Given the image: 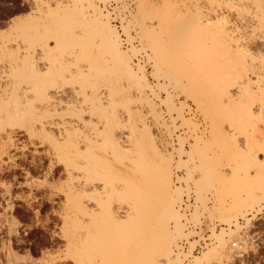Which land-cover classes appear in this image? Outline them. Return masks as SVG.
<instances>
[{"label":"rangeland","instance_id":"obj_1","mask_svg":"<svg viewBox=\"0 0 264 264\" xmlns=\"http://www.w3.org/2000/svg\"><path fill=\"white\" fill-rule=\"evenodd\" d=\"M52 1L53 7H56L55 4L57 3L61 4L58 13L53 16L56 19L55 22L63 18L70 20L65 24V27H60L59 32L73 33L79 29V25L86 29L89 38L81 42L87 49L97 50L96 53L99 55V59L101 58L103 61L97 67L98 70L101 69V72L104 73L102 74L104 78L102 82L104 85L115 83L114 86L119 85V89L123 92L126 90L125 93L129 96L130 102L128 104H130L132 113L124 112V105L121 103L117 107L118 114H106L105 118L103 116L104 125L99 123L98 126L103 129L106 125L111 136L109 139H102L103 142L100 141L102 144H97L96 147L93 146L94 149L92 148V150L96 149L95 152L98 150L99 152L96 153L105 158L98 161L92 159V156L89 157V151H85V145L80 141L85 135L87 136L86 133L91 132L90 129L96 120L93 119L94 121L89 126L75 125V122H73L72 124L78 128L77 132H71L72 134L68 135L65 131L63 132L66 125L69 126V122H66L65 119L68 121V118L74 119L81 114L61 113L58 117L54 115L55 124L56 121L60 122L61 125L64 122L65 127L63 128V125L62 127L61 125L58 126V122L57 125L53 124V126L47 123L46 125L45 123L41 124L38 119L47 115L46 113H38L37 116L33 117L38 122L34 121L28 114L15 116L11 121L7 119L5 113H2V109L0 113V260L3 262L2 264H21L22 257L26 256L27 252L31 253L33 259L27 260L26 264H31L33 261L35 264H86L88 260L90 262L93 259L101 260L103 264H158L157 256L159 252L156 251V242L151 241L152 239L142 241L138 237L134 241L128 240L127 237L124 238L123 236L129 232L127 229H130L131 226L129 225L128 228L126 225V228L123 225L124 223L119 224V226H117V223L114 225L109 201H106L105 198L102 199L103 197L98 193H91L83 197L75 192V186L87 179L89 175L84 172H82L84 174H78L76 171L71 175L69 171L67 172V169L65 170L66 165H71L70 162H72V166H75L73 163L76 160V165L79 162L76 158L79 153L74 152L77 149L74 147L78 146L83 151L79 158L84 157L92 167L99 168L98 177L102 179V182L111 184L112 187L119 183L124 184L123 181L125 183L126 181L127 183L135 181L136 178L133 174L139 172L144 174V165L149 160L150 149H148L147 143H144L146 142L145 136L147 133H151L155 137V142L162 151L171 153L172 187L170 188L168 200L175 197L174 207L171 216H166L165 219L161 218L158 222L160 230L168 226L169 233L175 236H173L171 254L167 258L159 256L161 258L159 264H170L173 260L181 261L182 253L174 250L177 239L194 233L199 234L204 230L203 228L199 231L196 229L186 230L181 219L184 214L179 209V203L186 190L190 191L192 189L195 195V204L190 217L197 224L201 223V216L204 217V220L211 222L212 225L206 223V226H209L213 237L212 243L196 256H202L208 249L216 247L218 245L216 234L224 231L225 238L228 239L226 250L223 252L221 249L218 252L216 250L215 254L205 259V261L207 260L205 264H264V197L262 196L264 192V114L260 110L262 103L261 82L258 80L259 75H262V73L258 74L257 77L256 74L249 71L250 88L255 98L249 101L248 107L249 112L254 114L222 113L220 104V98L222 99V97H218V91L216 93L218 86L216 82H210L212 85H209V80L205 78V76L217 77L225 74L227 69H230L229 66L236 63L235 58L237 56L244 58L241 56L242 52L246 55L248 53L247 56H244L250 62L259 63V61L264 60V32L259 28L258 30L255 28L256 30L253 32L254 28L252 27H248L247 31L243 30L241 41L244 42L245 47L249 48L248 50L244 49L242 42L239 45L237 42L233 44V41L237 40L240 35L234 27L243 26V19H240L238 15L236 16L235 11L227 12L223 7L224 5L218 7V10H212L217 7L213 6L211 8V4H215L211 0H202L200 10H203V13L207 16L203 18L209 19L208 28L212 29L201 30L194 23L198 28L195 30L198 31L196 32L197 36L194 33L195 37L192 36V39L195 40V43L199 41V44L203 45L202 49L197 51V61L186 64L189 54L186 55L175 48L173 40L172 44L170 43L171 48H164L162 51L163 60L154 53L148 38V31L150 22L156 19L157 13L152 11L153 8L155 6L163 7L164 0H132L133 7L128 14L123 11L127 4L126 0H109L105 6L99 2L105 3L107 0H91L101 18H103L102 21L107 22L118 33L120 47L123 53L125 52V59L136 74V78L129 80L126 76L125 66L119 63L110 45L103 40L96 27L90 25L92 23L89 20H86L84 24L79 20V18H82L81 15L87 12V1ZM169 1L173 5L172 8L177 10H174L176 15L181 14L184 17H188L186 15L188 5L194 4V0ZM144 2L147 13L139 8L141 3ZM73 3H76L78 8L82 7L79 8L80 10H76L77 14L73 10H68L69 8L66 9L68 5L71 6ZM36 7V0H0V63H3L4 66L1 65L2 69H0V82L2 83L8 81L9 76L12 75H9L8 72H13L10 67H7L9 65L5 66V64H10L11 59L24 47L23 41L26 39L23 32L24 25L22 24H28L29 20V24L35 26L36 23H41L45 19L50 20V17L46 15L47 13ZM200 10L198 8L194 9L193 14L200 12ZM89 11L92 12L91 8H89ZM113 11L120 17V23L118 20L116 22L112 19L111 13ZM40 17H43L44 20ZM38 18L41 19V22ZM177 19L182 21V17ZM31 20L39 22L33 23ZM188 21L190 22V20ZM79 22L80 24H78ZM182 22L186 23V20ZM191 22L193 24V21ZM212 25L214 27H211ZM225 26L232 29L228 31H232V34H234L235 39L233 41L227 35L225 40L224 34L219 32ZM121 31L127 37L126 43L123 41ZM246 37L251 39L248 40ZM20 38H23V40ZM160 38H162V35ZM228 41H232V46ZM236 45L239 46L238 49ZM240 46L244 48L241 49ZM239 51L242 52L239 53ZM93 55L90 53L89 59L93 58ZM230 60L234 61L230 62ZM202 61L205 62L202 64L204 69L207 66L208 72L204 71L207 74H202L203 71H200ZM70 80L73 81V78L64 80L67 87H70L71 84L76 85L75 81L71 82ZM112 80L114 83H112ZM235 84L232 83L229 89L237 97L236 95L240 92L238 91V84ZM140 90L142 95L138 92ZM65 97L63 96L66 100L67 97ZM73 99L80 100L76 97H73ZM145 100L149 101V104L144 102ZM51 115L48 114L47 116ZM82 115L89 117V114ZM47 116L43 118L49 119ZM231 116L240 117L241 124L240 121L239 123L234 122L230 118ZM25 118L27 124L24 121ZM71 118L69 121L72 120ZM28 119L29 121H27ZM155 119L160 120L156 121ZM45 120L41 118V122ZM8 121H11V123ZM12 122L15 124L13 125ZM20 124L24 125L20 127ZM42 125H44L43 129H41ZM84 127H86V130ZM144 127L146 130H144ZM25 129L31 132V135ZM8 136L12 137L8 138ZM65 136L69 137L66 138ZM132 144L136 146L133 147L135 149L130 147L133 146ZM130 148L132 150H129ZM100 152H102V155ZM105 155L108 158L104 157ZM192 156L193 158H191ZM88 157L91 160L86 159ZM84 159L82 158V161ZM131 159L139 161L130 162ZM93 160H95V163H93ZM97 162L100 164H96ZM139 162L144 163L142 168L140 167L141 171H136V168H134L131 171L133 173L130 174L125 168L122 169L124 164L134 163L137 170H139L138 168L141 166ZM142 179L143 177L140 181L145 184L137 198L140 208L138 216L145 217L149 215L153 220L154 207L149 198L150 183L145 182V178L143 181ZM259 179L263 184L257 182ZM257 183L261 186L257 187ZM110 186L109 188H111ZM9 198L13 203L12 210L10 208L6 209L10 205V202L8 203ZM84 198L85 200L88 198L91 200L85 202ZM114 198L115 195L112 199L113 202L117 200V202L125 204L129 197L116 195V198ZM147 199L148 204H146ZM234 208L239 209V211L234 210L233 212L232 209ZM67 209L70 214H68V218H64ZM147 211H150V213L148 214ZM120 213L121 215L124 214L123 211ZM233 213L237 217L232 215ZM13 218H15L17 224L11 221ZM121 218L125 217L122 216ZM214 220L219 223L217 227H215ZM139 222L140 220H138ZM11 231L13 233L10 237L9 232ZM227 233L229 236H227ZM115 237H117V242ZM7 239L11 240L12 249L16 252L13 251V255L12 253L8 255L9 241ZM194 243L195 240L190 242V244ZM9 257L11 259L8 260ZM194 257L184 264H194ZM19 261L20 263H18Z\"/></svg>","mask_w":264,"mask_h":264},{"label":"bare ground","instance_id":"obj_2","mask_svg":"<svg viewBox=\"0 0 264 264\" xmlns=\"http://www.w3.org/2000/svg\"><path fill=\"white\" fill-rule=\"evenodd\" d=\"M83 1L84 2L87 1V3H88L87 10H86L87 12H85L86 14L81 13L82 18L81 19L79 18V20L83 24L85 23L86 20H89L90 23H92L90 25H94L96 27V29L100 32L99 34H101V37L103 38V40L110 45L112 52L117 57L119 63H122L125 66V68H126L125 72H127L126 76L128 77V79L130 80V79L136 78V74L133 72L131 66L129 65V62H127V60L125 59V56H124L125 52L123 53V51L120 47L118 33H116L110 27V25H108L107 22L105 23L102 21L103 18H101V15L98 13V10L96 9V7H94L91 0H83ZM201 1L202 0H194V2H193L194 4L188 5V8H187L188 13L186 14L188 17L181 16L180 12H178L180 15H178V14L176 15L175 11H177V10L172 8L173 5H172L171 1H169V0H164L163 7L162 6H160V7L155 6L153 8L152 11L154 13H157V14L155 16L156 19L152 20L150 22L149 31H148V38H149L150 44L152 46V49L154 50V53L157 55V57L162 58L164 60V55L162 54L163 53L162 51L164 50V48L165 49L171 48V44H172V40H173V44H174L175 48H178V50H181L182 53H184L186 55L189 54L187 56L188 60L186 59L187 60L186 64L189 62H193V61L196 62L197 61V51H199V49L201 50L203 45H201V43L199 44V41H197L198 43L197 42L195 43L194 42L195 40L192 39L193 38L192 36H194V33L197 36L196 32L198 30H195V29L197 28V26L201 30L212 29V28H208L209 19L203 18V17H207V16L205 15V13H203V10H200V8L202 7V6L200 7ZM211 1L215 4V5L211 4V8L213 6L217 7L216 9L213 8L212 10H218V7H220L221 5H224L223 7L225 8V10L227 12L235 11L234 13L235 14L237 13L236 16L238 15L240 17V19H243V22H244L243 26H235V27L233 26L235 28V30L238 31L240 34L237 40L234 38V34H232V31L231 32L228 31V30H232L231 28L228 29L225 26L224 28L222 27L223 29L219 31V32H222L224 34L223 35L224 38L227 35L228 38H230L232 41L235 39V41H233V44L235 42H237L239 45V43L242 42L241 39L243 36L242 35L243 30H246L248 27L254 28L253 30L251 29L253 32H254V30H256L255 28H257V30L259 28V30H262L264 32V0H211ZM52 2H53L52 0H36V3H37L36 8H38L42 12L47 13L46 15H48V17H50V20H46V19L44 20V19H42L43 17L42 18L40 17L42 20H44L43 22H41V19L39 20V18H38V20L41 23L37 24L36 22H39V21L33 22L31 20L33 23H36L35 26L32 24H29V22H30L29 20H28V24L27 23L22 24V25H24L23 26V32H24L26 40L23 41L24 47L22 50L20 49V51H18L19 46L17 47L18 54L13 59H11L10 64L9 63L5 64V66L9 65L7 67H10L13 70V72H11V73H10V71L8 72L9 75L12 74L9 76L8 81H5L4 83L0 82V113L2 112V109H3L2 113H5V116L7 117L8 120L13 119V117H15V116H21V114H22V116H23V114H28L32 118L34 116H37L38 113H41V114L46 113L47 115L52 114L49 117L47 115H44V116H47L49 118V119H47L45 117L46 120H45V118H43L44 116L40 117L39 119L37 118L41 124L45 123V125H46V123H47V124H52V126H53V124L57 125L58 121H56V124H55L54 119H55V117H58V115L61 113L81 114V115H77V117H75L74 119H72L70 117L72 119L71 121H69L70 118H68V121L65 119L66 122H69V126L66 125V127H65L64 122H62L63 128L65 127L64 128L65 130H63V132L65 131L68 135L71 132L72 133L75 131L77 132L78 128H76L74 126V124H72L73 122H75V125H77V124L82 125L83 124L85 126L86 125L89 126L92 121L96 120L95 123H93L94 125L91 128L92 130L90 129L91 132L88 131L89 134L86 133L87 136L86 135H85V137L82 136L83 138H81V140L80 139L79 140L82 142V144L85 145V146L83 145L85 151H89L88 152L89 157L92 156L93 157L92 159H96L99 161L103 156L101 157L99 155V153H96L99 151L97 150L95 152L96 149L92 150V148L95 145L98 146L97 144H99V145L102 144V143H100V141H102V139H109L111 135L108 132V128H106V125L104 126L103 129L99 128L98 125H99V123L100 124L102 123V125H104L103 124V116L105 118L106 114L111 115V114L117 113L118 104L122 103L124 105L123 111L128 113V114H131L132 110H131V107L129 106L130 104H128V102H130L128 99L129 96H127V94L125 93L126 90H125V92H123L121 89H119V87H118L119 85L117 87L114 86V84H115L113 81L114 79L112 80V83H114V84H112L113 86L109 85L110 83L104 85V83L102 82L104 79L102 74H104V73L101 72V69L98 70L97 67L100 66L103 61L101 60V58L99 59V55L96 53L97 50L92 49V48L87 49L84 46V44H82L81 41H83V40L85 41L87 38H89L88 34L86 32V29L82 25H79V29H77L73 33L68 32V31H67L68 33H65L66 31L65 32H59L60 27H65V24L67 22H69L70 20L68 18H63V19H59L58 22H55L56 19H54L55 17H53V16H55V14L58 13L59 7H61L60 6L61 4L57 3V4H55L56 7H53ZM104 6H105V3H104ZM67 8H69L68 10H73V12H75L77 14L76 10H80L79 8H82V7L78 8L77 4L73 3V5H71V6L68 5V7H66V9ZM89 8H91L92 12L89 11ZM139 8H142L141 10H144L145 13H147L145 2L141 3V6ZM197 8H198V10H200V12L198 11L197 13L193 14V12H195L194 9H197ZM211 8H210V10H211ZM178 10H179V7H178ZM183 13H185V12H183ZM209 13H210V11H209ZM209 13H208V16H209ZM176 17L177 18L182 17V21L186 20V23L182 22L180 19H177ZM77 18H78V16H77ZM188 20H190V22L193 21V24H192V22L190 23ZM212 20H213V18H212ZM78 24H80V22ZM215 26H218V25H215ZM211 27H214V26L212 25ZM234 28H233V32H234ZM218 29H219V27H218ZM199 32H201V31H199ZM208 34H207V36H208ZM161 35H162V38H160ZM199 35H200V33H199ZM254 35H256V34H254ZM166 36H167V39H166ZM221 36H222V34H221ZM126 38L127 37L125 36V38H124L125 42L124 43H126ZM249 38H247V39L250 40L251 38L250 39ZM20 39L23 40V38H20ZM225 40H226V38H225ZM232 41L231 42L228 41L231 46H232ZM243 43L244 42H242V45L244 46ZM227 46L229 47V44ZM243 46H240L241 49H243L246 45L244 47ZM238 47L239 46H237V49H238ZM89 49L91 50V52ZM244 49L248 50L249 48L245 47ZM222 50H224V49H222ZM249 51H251V50H249ZM241 52L239 51V53H241ZM90 53L94 54L93 58H91V59H89ZM242 53H244V52H242ZM242 53H241V56H243L244 58L237 56L235 58L236 63L229 66L230 69L229 70L227 69L225 74L218 75L217 77L205 76V78H207V80H209L208 81L209 85H212L210 82H216V85L218 86L216 88V93L218 91V93H219L218 97H222V99L220 98V101H221L220 104L222 107L221 112L222 113H224V114H254V113L249 112V107H248L249 101L251 99L255 98V95L250 88V83H251L250 80L251 79L249 78L250 77L249 71H251V73H253V74H256L257 77H258V74L262 73V75H259L260 77H258V80L261 82L260 93H261L262 103H261V107H260L261 109L260 110H262V112L264 114V77H263L264 76V60H262L261 62L259 61V63H256L253 61L250 62L245 57L248 55V53H247V55L242 54ZM10 57H11V55H10ZM165 57H166V55H165ZM206 59H203V60L205 61ZM231 60H230V62L234 61V60L233 61H231ZM204 61H202L201 64L199 63L201 66L200 65H198V66H200V71H203V73L201 72L202 74H207L206 73V72H208L207 66L205 65L206 66L205 69L202 66ZM2 64L0 63V69H2V66H3ZM216 65H218V64H216ZM201 68H203L204 70H202ZM198 69H199V67L197 68V70ZM204 71H206V72H204ZM11 76H12V78H11ZM66 78H68V79L73 78V81H71V80L70 81L71 82L75 81L76 85L71 84L70 87H67L65 85L66 83L64 81V80H66ZM143 80H145V78H143ZM145 82H146V80H145ZM98 83H100V84H98ZM219 83H220V86H219ZM232 83L238 84V91L240 92V94L236 95L237 97H235V95H233V93L229 89V86H231ZM221 84H222V86H221ZM237 84H235V85H237ZM120 85H122V84H120ZM134 90L137 92L136 89H134ZM134 90H133V92H134ZM133 92H132V94H133ZM138 92L141 93V95H142L141 90ZM63 96H66L67 99L65 100L63 98ZM73 97L80 98V100L76 101V99H73ZM144 102L148 103L149 101L145 100ZM63 107H65V108L63 109ZM149 107H151V106H149ZM133 111H134V109H133ZM230 111L232 113H229ZM6 114H8L9 116H7ZM18 114H20V115H18ZM82 114H89V117L86 115V117H88V118H86L85 115H82ZM54 115H55V117H54ZM71 116H73V115H71ZM112 117H114V116H112ZM32 118H30V119H32ZM41 118L44 119L45 121L41 122ZM230 118L232 120H234V122H237V123H239V121H240V124H241V118L240 117L231 116ZM33 120L38 122L36 120V118L35 119L33 118ZM11 121L10 122L8 121V122L11 123ZM24 121L26 122V118ZM27 121H29V119ZM59 123L60 122H58V124ZM12 124H13V122H12ZM26 124H27V122H26ZM37 124L39 125V123H37ZM23 125L20 124L19 126L21 127ZM60 125L61 124H59L58 126H60ZM62 125H61V127H62ZM43 126L44 125H42L41 129H43ZM25 127H23V128H25ZM30 128L32 129L31 125H30ZM84 128L86 130V127H84ZM88 128H90V127H88ZM26 129L30 130L28 128H26ZM58 129H60V127H58ZM27 130H26V132H28ZM144 130H146L145 127H144ZM112 131H114V130H112ZM31 132H28V133L30 134ZM105 132H106V134H105ZM107 133H108V135H107ZM6 135H7V133H6ZM101 135H103V136H101ZM11 137L8 136V138H11ZM68 137H66V138H68ZM100 137H101V139H100ZM145 138H146L145 139L146 142H144V143H147V145L149 147L148 149H150L149 150L150 156H149V160L145 163V165H144V163H142L145 166V170H144L145 172H143L144 174H141V172H139L140 174L139 173L133 174V176L136 178L135 181L133 180L132 182L130 181V183L129 182L127 183V181L125 180L126 183L124 181H123L124 184H121V183L116 184L115 183L116 185H114L112 187L110 186L111 184L104 183V181L102 182V179L100 177H98L99 176L98 175L99 174V170H98L99 168H97L96 166L92 167L90 165L89 161H86L84 159V157H82V158L85 161L84 160L82 161V158H79V155L81 154V152L83 153V151L81 150V147H78V146L74 147V148H77V149H75L76 151L73 150L74 152H76V154L79 153L77 155L78 157H76V155H74L75 153L73 155L78 159L79 162H77V165H76V163H75L77 161L76 160L73 163V165H75V166H72V162L69 161L71 164L70 166H72V167H70L68 164V166L67 165L65 166L66 167L65 170L67 169V172L69 171V173H71V175L75 171L78 172V174L79 173L88 174L89 177H87V179H85L84 181H81V182L79 181L80 183H78L75 186V189H74L75 192L78 193L80 196H83V197H86L88 194H91V193H95V194L98 193L99 195H101V197H103L102 199L105 198L106 201H109L110 202V203L108 202L109 208H110L112 215H113V218H114L113 219L114 223H115L114 225H116V223H117V226H119V224L124 223L123 225H125V227H126V225H127V227L129 225L131 226V228H130L131 231H130V229H127L129 231V232H127L128 235L125 234L123 236V234H122V236L124 238L127 237L128 240H130V241H134V239L138 237L139 240H142V241L143 240L148 241L149 239L150 240L152 239L151 241H153L154 243L156 242V244H157L156 245L157 246L156 251L159 252V254L157 256V261L159 264L160 263L159 261L161 260L160 257L165 256V258H167L171 254L172 243L174 240L173 236H175V235L172 236L171 233H169L170 231H168V226L166 228L164 227L160 230V225L158 222L159 219H161V218L165 219L166 216L167 217L169 215L171 216V211L174 207L175 197L174 198L171 197L168 200L170 188L172 187L171 153H167V152L162 151V149L160 147H158V145L156 144L155 139H154L155 137L152 136L151 133H147ZM72 139H73V136H72ZM75 139L77 140L76 136H75ZM75 139H74V141H75ZM115 139H117V138H115ZM128 140H129V138H128ZM130 140H132V139H130ZM82 144H81V146H82ZM130 147L133 148L136 146L133 145ZM140 147H141V145H140ZM133 149H135V148H133ZM129 150H132V149L130 148ZM136 150H138V149H136ZM180 152H181V150H180ZM101 153L102 152H100V154ZM131 153H133V152H131ZM86 156H88V155H86ZM70 157H71V155H70ZM89 157L86 159L91 160ZM104 157L108 158V156H106V155ZM132 158H133V156H132ZM191 158H193V156ZM103 159H105V158H102V160ZM131 160L132 161H130V162L134 161V159H131ZM93 161H94L93 163H95V160H93ZM135 161H139V160L135 159ZM135 161H134V163H135ZM134 163L124 164V167H122V169L125 168V170L130 172V174L133 173L131 171L134 168H136V171H141L142 164L139 162L141 164V166H139V168H138L139 170H137V167H135ZM96 164H100V163L97 162ZM82 172H84V173H82ZM107 177H108V175H107ZM141 177H143V179L145 178L144 179L145 182L150 183L151 189H150V197L149 198H150L151 204L153 203L152 205L154 207V209H153L154 210L153 211V215H154L153 220H151L149 215L145 216V217L138 216L140 208H139V204H138L139 200L137 198L139 196L140 190L142 189L143 185L145 184V183L140 181ZM143 179H142V181H143ZM260 179H261V177H260ZM260 179L257 182H260ZM261 181H262V179H261ZM263 182H264V178H263ZM263 182H260V183L263 184ZM261 184L259 185V183H257V187L261 186ZM109 186L111 188H109ZM263 190H261V191H263ZM190 191H193V189ZM185 193H189V191L186 190ZM128 194H130V195L127 196ZM193 194H194V191H193ZM262 194L261 195L264 197V192ZM114 195H115V198H116V195L117 196H121V195L123 196L124 195V197L126 196L129 198L127 200L125 198L126 202H125V204H123L122 202H117V200H116V202H115V200L113 202L112 199H113ZM178 197H180V196L178 195ZM83 200L85 202H88V200H91V199L88 198L85 200V198H84ZM106 201H104V202H106ZM9 202H10V205L7 206L6 209L10 208L12 210V208H13L12 204L13 203H11L10 198L8 200V203ZM146 204H148V199L146 201ZM194 204H195V195H194ZM194 204H193V207H194ZM148 209H150V208H148ZM192 210H193V208H192ZM232 210L234 212V210H236V208H234ZM121 211L124 212L123 215H121V213H120ZM236 211L238 212L239 209ZM147 213L149 214L150 211L149 212L147 211ZM68 214H70V211L67 209L65 211V214L63 217L68 218ZM232 215H235V217H237L236 214H234V213ZM232 215H231V218H233ZM122 216H124L125 218H121ZM138 220H140L139 223H138ZM11 221L14 224H17V221L15 220V218L11 219ZM195 224H197V223H195ZM237 228H239V227H237ZM197 231H199V230H197ZM11 233H13V232L12 231L9 232L10 237H11ZM211 235H212V233L210 230L209 236H211ZM114 236H116V235H114ZM216 236H217L216 240H218V245L214 248H210L207 251H205L203 254L204 256L202 255L203 257L202 256H196V255L200 254L203 250H205L212 243L213 237L211 236L212 241L205 248H203L199 253H196L192 256V258L194 256H196V257H194L195 258L194 264H205V262L207 261V260L205 261V259L206 258L208 259V257H210L212 254H215L216 250H217V252L220 249L222 250V252L226 250V244H227L228 239L226 240V238H225V236H226L225 232L221 231V232L217 233ZM227 236H229V234ZM116 238L117 237H115V240H116ZM194 240L196 241V239H194ZM194 240H190L189 242H194ZM118 241H119V239H118ZM116 242H117V240H116ZM177 242H178V239H177ZM191 245H193V244H191ZM8 246H9L8 255H11V253H12V255L14 253H16L14 251V249H12L11 240L9 241ZM13 251H14V253H13ZM180 252L182 253V251H180ZM219 253L221 254V252H219ZM15 255H18V254H15ZM22 258H23L22 259L23 261L21 262V264H26V261L30 260V258L33 259L30 252H27L26 256L24 255V257H22ZM192 258L189 260H192ZM9 259H11V257H9L8 260ZM98 259H100V258H98ZM221 260H222V257H221ZM102 262L103 261H101V260H96V259L94 260L93 259V261H90V262L88 260V263H86V264H103ZM2 263L3 262H1V260H0V264H2ZM18 263H20V261ZM31 264H35V262L34 261L31 262Z\"/></svg>","mask_w":264,"mask_h":264},{"label":"built area","instance_id":"obj_3","mask_svg":"<svg viewBox=\"0 0 264 264\" xmlns=\"http://www.w3.org/2000/svg\"><path fill=\"white\" fill-rule=\"evenodd\" d=\"M109 0L105 2V5L107 4ZM102 5H104L103 2H99ZM126 7L124 8V13L128 14L129 11L132 10L133 7V1L132 0H126ZM112 19L114 21L120 23V17L117 16L116 12H112ZM116 24V23H115ZM117 25V24H116ZM121 36L123 37V41L125 42V34L121 31ZM140 55V54H139ZM141 57V56H140ZM136 58V57H135ZM194 204V194L193 191H189V193H184L182 196V200L179 203V209L180 211L184 214L182 216V221L185 224V229H197L200 230V228H203L204 230L201 231L200 234L194 233L190 234L187 237L183 236L180 239H178L177 245H174V250L175 251H182L181 255V261L178 260H173L170 264H184L186 263L189 259L192 258V256L196 253H199L203 248H205L211 241L212 237L209 236L210 229L209 226H206V223H209L207 220H204V217L201 216L200 224H195L194 221L190 218V212L193 208ZM215 227L218 226L217 220H214ZM209 225H212L210 222ZM196 239L195 243L193 245L190 244V240Z\"/></svg>","mask_w":264,"mask_h":264}]
</instances>
